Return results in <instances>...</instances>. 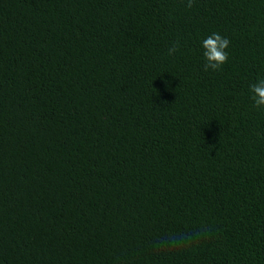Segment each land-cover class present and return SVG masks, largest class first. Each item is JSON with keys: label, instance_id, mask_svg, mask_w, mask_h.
<instances>
[{"label": "trees", "instance_id": "trees-1", "mask_svg": "<svg viewBox=\"0 0 264 264\" xmlns=\"http://www.w3.org/2000/svg\"><path fill=\"white\" fill-rule=\"evenodd\" d=\"M261 78L264 0H0V264H264Z\"/></svg>", "mask_w": 264, "mask_h": 264}, {"label": "clouds", "instance_id": "clouds-1", "mask_svg": "<svg viewBox=\"0 0 264 264\" xmlns=\"http://www.w3.org/2000/svg\"><path fill=\"white\" fill-rule=\"evenodd\" d=\"M195 0H187V7L192 8ZM230 40L221 36L219 33H213L202 41L204 48V58L206 60L205 70H219L228 62L229 55L226 49L230 46ZM179 50L178 42L168 49L169 55H174ZM167 83V82H166ZM253 93L252 99L255 106L259 109L264 107V78L250 86Z\"/></svg>", "mask_w": 264, "mask_h": 264}]
</instances>
